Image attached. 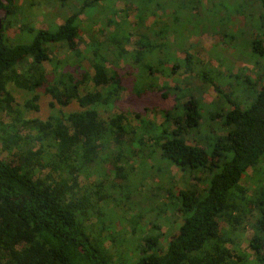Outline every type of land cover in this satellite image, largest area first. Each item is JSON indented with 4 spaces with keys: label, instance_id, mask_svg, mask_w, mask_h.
Segmentation results:
<instances>
[{
    "label": "trees",
    "instance_id": "16d2710c",
    "mask_svg": "<svg viewBox=\"0 0 264 264\" xmlns=\"http://www.w3.org/2000/svg\"><path fill=\"white\" fill-rule=\"evenodd\" d=\"M122 1L129 12L114 0H52L61 22L49 20L45 28L21 23L31 37L14 42L5 22L20 15L16 0H0V116L8 118L0 120V148L11 157L0 158V264H264V185L250 196L240 183L248 169L260 172L264 160V44L252 36L243 39L256 78L228 73L233 89L237 85L244 92L245 100L236 101L212 76L218 68L203 65L195 54L197 42L184 46V32L189 36L195 30L203 12L211 10V20L220 22L213 10L225 0H204L205 7L201 0ZM230 1L248 21L254 19L253 27L264 24V0ZM94 11L100 13L91 20ZM81 15L92 24L105 20L112 26L97 29L91 34L95 43L85 44L91 77L69 62L70 55L51 54L53 47L72 51ZM168 60L171 64L162 68ZM121 62L137 69L142 80L147 74L144 81L156 72L181 71L182 80L163 87L175 104L160 110V121L139 118L138 112L135 123L123 111L101 117L98 108L120 97L116 67ZM144 81L133 88L137 95L152 89ZM8 83L31 98L18 101ZM39 89L82 109L26 117L25 112L38 110ZM209 89L214 98L205 106L201 100ZM137 155L164 158L181 173L178 180L171 178L166 165L152 177L160 178L159 194L146 197L143 208L132 196L139 187L130 178L136 175ZM111 173L117 183L106 178ZM253 181L262 184L264 175ZM169 211L172 222L180 221L165 244L163 223L154 219ZM108 212L115 215L112 220ZM222 223L240 234L251 229L246 247L235 242L231 250L219 233Z\"/></svg>",
    "mask_w": 264,
    "mask_h": 264
},
{
    "label": "rangeland",
    "instance_id": "374dc122",
    "mask_svg": "<svg viewBox=\"0 0 264 264\" xmlns=\"http://www.w3.org/2000/svg\"><path fill=\"white\" fill-rule=\"evenodd\" d=\"M52 0H16V4L14 5V9L20 13L18 17H15L14 22L7 23L5 22V33L7 37L11 40H15L14 42H26L30 39L31 35L27 31H23L21 23H30L35 28H45L49 20L56 21L57 23L61 22L60 17H58L55 13L54 7H52ZM115 5L118 9L124 10V12H129L128 9H125V5L122 0H114ZM226 3L224 5H217V7L213 10L218 14V18H220L219 23H214L211 20V15L209 12L211 10L203 12L204 15L201 17V22L196 26L195 30L190 33L188 36L187 32H184V36L188 37L185 39L184 46L190 45L189 42H197V47H199L198 51H194L196 55L203 61V65L212 64L216 68V75H212L215 78V81L226 91L232 90V97L236 99V101H244V92H242L241 88L237 89L236 87L233 89L231 84V79L228 77V73H235L237 71H243V74H249L255 79L254 73L252 72V63L248 60V50L244 45L243 39L245 36H252L264 44V24H257L256 26H252L251 22L254 20L251 17V20L248 21L243 14L237 11V8L233 6L230 0H225ZM204 7L206 3L204 0ZM209 6V5H208ZM203 9V8H202ZM100 12L94 11L91 16V20L94 19L95 14H99ZM129 17L127 20H132V13H128ZM99 16V15H98ZM215 17V16H214ZM115 18V17H112ZM118 17H116L117 19ZM81 20L83 21L81 24V31H79L78 37L72 42L70 47L72 51L69 49H65L63 47H53L51 48V54L58 56L60 59H64V57L71 56L69 58V62H77L78 66L81 70H86L88 77H91L92 70L89 66L87 59L84 57V48L87 42H94L95 38L91 36L94 35V32L99 30H110L112 26L107 25L105 20L102 22H97L92 24L88 21V19L81 15ZM16 22V23H15ZM27 25V24H25ZM91 27V29H90ZM20 28V29H19ZM90 29V30H89ZM170 39L171 36L168 35ZM134 38H132V42L128 45L129 49L134 47L133 45ZM181 46H183L181 44ZM172 48H175V45H172ZM75 50H79L81 53L76 52ZM67 55V56H66ZM180 58H183L182 54H180ZM261 61H264L262 58ZM167 64H171L168 60L162 68H165ZM50 67H48V70ZM118 73L122 77V85L123 88L120 92V97L115 101L114 104L110 106L100 107L99 112L103 119H109L112 116H116L117 114L122 113V111L131 117L132 122H137L139 118H149L156 121H160L161 119V109H168L172 105L175 104L174 96L171 94V91H167L163 89L166 85H173L176 80H182V73L179 70L174 75H167L163 73L156 72L153 74L152 78L149 81H144L147 79V74H143L144 80L140 79L136 74L138 71L134 68L133 72L130 68H128L125 62L119 63L118 67H116ZM143 81L148 83L152 89L141 92L137 95L135 90V86H142ZM256 86L259 85V82H254ZM7 88L13 94L18 101L24 102L26 99H30L32 93L24 92L23 90L18 89L12 83L7 84ZM164 92H168L167 96L163 95ZM38 99L34 101L35 104L38 105V110H32L25 112V116H37L39 118H46L49 114L56 112L57 110H62L64 112L75 111L82 109L76 101H71L68 104L65 97H52L49 94L43 92L42 89H39L37 92ZM214 98V92L209 89L204 95L201 102L206 106L210 105V101ZM225 108L228 107L227 104L223 105ZM139 113V118L134 119V115ZM205 117H208V113L206 112ZM8 118L6 116L1 115L0 120L6 121ZM193 143V141H191ZM0 158L9 160L11 159L10 155L7 152L0 148ZM259 169L260 172L256 173L252 169H248L246 173L240 180V183L247 188V193L251 196L254 189L256 187L264 185H257L253 180L256 177H263L264 175V160H260ZM153 164V168L150 165ZM133 167L135 169L136 175L131 174L130 178L134 176L133 180L135 183L138 182L139 187L134 189L133 197H139V201L142 204L141 208L148 206L149 201H147L149 197L151 198L155 195L157 190L158 179L154 178L155 175H160L165 172L166 165L167 170L171 178L178 180L181 176L180 171H178L177 167L170 163V161L164 158H143L142 155H137V157L133 158ZM102 169H104L101 166ZM100 178L102 179L103 171L101 170ZM152 174V176H147L148 174ZM107 179L114 181L117 183L119 178L114 177V174H108ZM165 179V176H162ZM191 183H194L191 180ZM198 187H203V184L199 182H195ZM159 194V192L157 193ZM123 200V198H122ZM160 201L161 198L159 199ZM135 202V201H134ZM105 205V204H104ZM124 205H127L124 203ZM111 208L115 210L110 204L108 206L105 205V209ZM109 217L114 218L115 215L111 212L106 213ZM118 214V212H117ZM154 220H158L162 222L161 231L163 232L164 238L162 239L164 242L170 239V236L177 231V225L180 221L179 217H177V221L172 222L174 214L170 211L163 213L162 217L155 216ZM158 218V219H157ZM169 222V223H168ZM178 222V223H177ZM133 223V222H131ZM116 228L118 229L119 225L115 223ZM130 227L124 226L123 229L128 230ZM132 229V227H131ZM220 235L226 241V245L234 250V243H238L240 248L246 247L247 241L252 234L251 229L246 228L240 234L239 232L231 229L226 224H221V228L219 230ZM131 242L133 239L127 243V247H131ZM108 246L111 243H107ZM120 250L125 249L123 245H120ZM247 251H249L247 249ZM126 254H130L126 252ZM129 256V255H128ZM253 257L250 256V259ZM129 260V259H128Z\"/></svg>",
    "mask_w": 264,
    "mask_h": 264
}]
</instances>
